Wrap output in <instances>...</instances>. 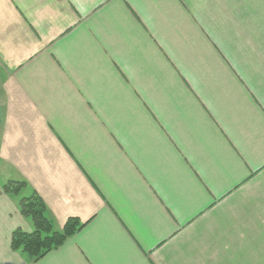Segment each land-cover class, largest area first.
Instances as JSON below:
<instances>
[{
    "label": "crops",
    "instance_id": "obj_1",
    "mask_svg": "<svg viewBox=\"0 0 264 264\" xmlns=\"http://www.w3.org/2000/svg\"><path fill=\"white\" fill-rule=\"evenodd\" d=\"M249 4L0 0V264H264ZM33 194L82 226L38 260L11 245Z\"/></svg>",
    "mask_w": 264,
    "mask_h": 264
},
{
    "label": "trees",
    "instance_id": "obj_2",
    "mask_svg": "<svg viewBox=\"0 0 264 264\" xmlns=\"http://www.w3.org/2000/svg\"><path fill=\"white\" fill-rule=\"evenodd\" d=\"M26 186L23 181H9L3 185V191L7 195L19 197ZM19 208L21 214L32 221L34 231L32 233L20 229L14 231L12 249L21 251L35 260L61 246L82 227L78 219L72 218L66 222L61 232L55 231L52 221L48 218L46 205L37 194L22 197Z\"/></svg>",
    "mask_w": 264,
    "mask_h": 264
},
{
    "label": "rangeland",
    "instance_id": "obj_3",
    "mask_svg": "<svg viewBox=\"0 0 264 264\" xmlns=\"http://www.w3.org/2000/svg\"><path fill=\"white\" fill-rule=\"evenodd\" d=\"M249 11H251L250 15L256 14L258 17V19L254 21V24L255 26H258L263 29L261 31V36H262V41L264 42V18H263L264 17V0H253V1L250 0Z\"/></svg>",
    "mask_w": 264,
    "mask_h": 264
}]
</instances>
